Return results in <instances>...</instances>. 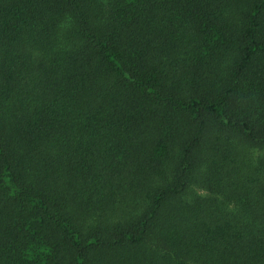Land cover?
Listing matches in <instances>:
<instances>
[{"label":"trees","instance_id":"1","mask_svg":"<svg viewBox=\"0 0 264 264\" xmlns=\"http://www.w3.org/2000/svg\"><path fill=\"white\" fill-rule=\"evenodd\" d=\"M0 264H264V0H0Z\"/></svg>","mask_w":264,"mask_h":264}]
</instances>
